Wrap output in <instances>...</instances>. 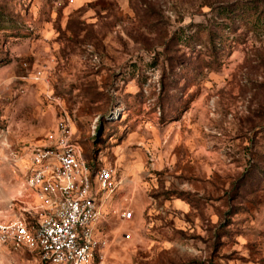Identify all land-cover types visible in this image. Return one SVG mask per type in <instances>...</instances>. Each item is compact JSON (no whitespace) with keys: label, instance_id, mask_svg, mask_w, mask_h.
<instances>
[{"label":"rangeland","instance_id":"1","mask_svg":"<svg viewBox=\"0 0 264 264\" xmlns=\"http://www.w3.org/2000/svg\"><path fill=\"white\" fill-rule=\"evenodd\" d=\"M263 1L0 0V220L66 113L119 182L91 264H264Z\"/></svg>","mask_w":264,"mask_h":264},{"label":"built area","instance_id":"2","mask_svg":"<svg viewBox=\"0 0 264 264\" xmlns=\"http://www.w3.org/2000/svg\"><path fill=\"white\" fill-rule=\"evenodd\" d=\"M23 160L28 199L18 216L0 220V243L45 264H91L108 246L104 209L118 189L114 169L87 159L66 113Z\"/></svg>","mask_w":264,"mask_h":264},{"label":"trees","instance_id":"3","mask_svg":"<svg viewBox=\"0 0 264 264\" xmlns=\"http://www.w3.org/2000/svg\"><path fill=\"white\" fill-rule=\"evenodd\" d=\"M263 6H264V1H263ZM256 8H257L256 6L249 7V8L246 7L245 11L252 10V9H256ZM221 14L232 18L233 16H239V15L243 14V9L240 6H236L233 9L222 10V13ZM252 14H254V16H255L254 19L255 20H260L261 18H262V20H264V7L262 8L261 11H259V13H256V11H254ZM191 38H193V35H191V36H188L187 35L186 40H190ZM188 44L189 45H192V43H188Z\"/></svg>","mask_w":264,"mask_h":264}]
</instances>
